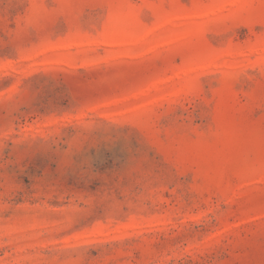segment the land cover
I'll return each instance as SVG.
<instances>
[{"label":"rangeland","instance_id":"rangeland-1","mask_svg":"<svg viewBox=\"0 0 264 264\" xmlns=\"http://www.w3.org/2000/svg\"><path fill=\"white\" fill-rule=\"evenodd\" d=\"M0 264H264V0H0Z\"/></svg>","mask_w":264,"mask_h":264}]
</instances>
